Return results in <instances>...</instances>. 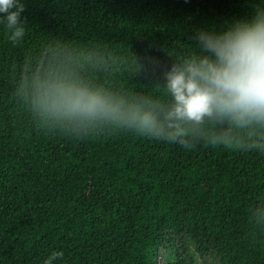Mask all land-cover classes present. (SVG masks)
Masks as SVG:
<instances>
[{"label": "trees", "instance_id": "1", "mask_svg": "<svg viewBox=\"0 0 264 264\" xmlns=\"http://www.w3.org/2000/svg\"><path fill=\"white\" fill-rule=\"evenodd\" d=\"M260 2L22 0L24 37L0 25V264L54 252L53 264H159L163 253L166 264H264V128L233 127L224 143L229 126L206 121L181 145L112 123L53 124L24 95L59 69L164 102L163 72L194 34Z\"/></svg>", "mask_w": 264, "mask_h": 264}, {"label": "clouds", "instance_id": "2", "mask_svg": "<svg viewBox=\"0 0 264 264\" xmlns=\"http://www.w3.org/2000/svg\"><path fill=\"white\" fill-rule=\"evenodd\" d=\"M23 11L22 0H0V25L13 42L25 35ZM193 38L196 46L163 72L164 102L151 97L130 101L59 69L35 74L25 99L53 124L83 128L112 123L181 145L206 121L229 126L216 138L224 143L230 141L233 127L264 128V0L250 17L221 31L200 29ZM149 62L158 59L150 57ZM256 211L264 216V206ZM62 255L54 252L42 264H53Z\"/></svg>", "mask_w": 264, "mask_h": 264}, {"label": "rangeland", "instance_id": "3", "mask_svg": "<svg viewBox=\"0 0 264 264\" xmlns=\"http://www.w3.org/2000/svg\"><path fill=\"white\" fill-rule=\"evenodd\" d=\"M165 255H166V253H163L162 257H160V259H159V264H166L167 259H166ZM202 261H203V260L200 259V260H199V263H202ZM207 264H218V263H217L216 261L212 260V259H209V260L207 261Z\"/></svg>", "mask_w": 264, "mask_h": 264}]
</instances>
